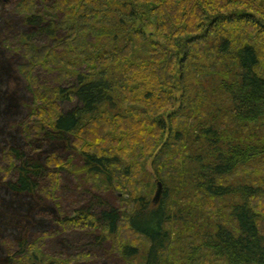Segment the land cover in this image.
<instances>
[{"label":"trees","instance_id":"obj_1","mask_svg":"<svg viewBox=\"0 0 264 264\" xmlns=\"http://www.w3.org/2000/svg\"><path fill=\"white\" fill-rule=\"evenodd\" d=\"M15 10L31 103L26 146L0 122V240H14L0 264H264V0ZM16 107L1 66L0 117ZM38 142L70 156L32 153ZM62 173L85 195L72 215ZM40 199L56 228L33 236Z\"/></svg>","mask_w":264,"mask_h":264},{"label":"rangeland","instance_id":"obj_2","mask_svg":"<svg viewBox=\"0 0 264 264\" xmlns=\"http://www.w3.org/2000/svg\"><path fill=\"white\" fill-rule=\"evenodd\" d=\"M16 4L17 0H0V67L2 66L5 69L9 92L14 95L17 105L15 112L13 114L9 113L0 117V122L3 124V127H5V131L7 133L5 139L7 143H15L16 145L22 144V146H26L27 141L22 135L24 132H22V126L26 122L28 123L27 107H29L31 103V94L26 89V87H28V81L20 70V68L25 64V59L23 58L22 53L16 50V46H18L17 38L19 34L26 31L27 28L21 16L15 10ZM37 76L40 81L46 80L47 78L50 80L52 77L51 75H46L44 72L41 74L38 73ZM28 148L32 153H40L42 157L52 152L62 156L63 158H68L70 156V154H68V148L64 146V143L62 142H38L31 147L28 146ZM76 182L77 181H75L69 174L62 173V190L58 192V195L59 199H61V205L63 206L65 212L69 215H72L74 205H77L75 202L85 201V195L78 192L76 189ZM119 194L120 193L112 195L110 200L116 198L117 196L121 197ZM57 215V211L51 202L40 199V207L36 209L34 213V219L36 222H34V227H32L30 234H33L34 236L43 233L48 235L53 233L56 228L55 220L57 219ZM11 234L12 233L10 231H7L1 235V247L2 245L5 247L14 242ZM58 237L59 236H56V238L54 237L53 241ZM51 240L50 243L53 242ZM12 245L14 246V244ZM55 246L56 244H54L53 247ZM1 247V254H4ZM56 248L60 250L61 253H65L66 255L71 254V249H67V247L58 244ZM105 259L111 260L109 257H106Z\"/></svg>","mask_w":264,"mask_h":264},{"label":"water","instance_id":"obj_3","mask_svg":"<svg viewBox=\"0 0 264 264\" xmlns=\"http://www.w3.org/2000/svg\"><path fill=\"white\" fill-rule=\"evenodd\" d=\"M161 193H162V184L160 182H157L156 191H155V194H154V197H153V202L154 203L158 202V200L161 197ZM119 196H121V194H119Z\"/></svg>","mask_w":264,"mask_h":264}]
</instances>
